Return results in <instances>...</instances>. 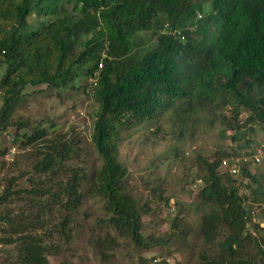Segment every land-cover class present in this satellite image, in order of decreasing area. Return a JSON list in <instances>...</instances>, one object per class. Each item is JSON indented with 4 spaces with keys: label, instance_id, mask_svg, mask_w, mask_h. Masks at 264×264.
Returning <instances> with one entry per match:
<instances>
[{
    "label": "trees",
    "instance_id": "16d2710c",
    "mask_svg": "<svg viewBox=\"0 0 264 264\" xmlns=\"http://www.w3.org/2000/svg\"><path fill=\"white\" fill-rule=\"evenodd\" d=\"M31 15L41 19L28 30ZM141 33L155 44L147 46ZM100 61L92 97L91 141L101 161L95 166L82 162L86 140L73 126L58 130L17 111L28 94L79 88L81 77L86 90ZM0 64V136H13L20 153L39 149L30 169L8 172L0 182V255L9 264H48L49 254L71 243L86 195L102 203L108 226L140 250L167 248L184 256L183 264H264V226L253 220L254 208L264 204L263 180L244 167L247 194L220 168L236 148L219 149L214 158L195 156L199 219L193 227L179 209L162 235L145 233L152 209L132 192L119 158L121 133L160 115L170 116L179 137L196 126L220 125L234 131L223 133L234 143L246 136L244 127L264 125V0H0ZM242 109L249 112L243 125ZM28 173L30 187H21ZM153 190L169 202L161 185ZM26 192L31 208L61 206L56 229L33 233L17 220L18 211L2 209Z\"/></svg>",
    "mask_w": 264,
    "mask_h": 264
},
{
    "label": "rangeland",
    "instance_id": "374dc122",
    "mask_svg": "<svg viewBox=\"0 0 264 264\" xmlns=\"http://www.w3.org/2000/svg\"><path fill=\"white\" fill-rule=\"evenodd\" d=\"M40 19L38 20L36 15H31L30 26L27 29L36 27L33 24H38ZM140 35L145 39L147 46L149 43L155 44L149 41L150 36L143 33ZM4 71L5 66L0 64V77ZM85 83L87 79L81 77L77 81L79 88L60 87L59 94L49 90L41 91L37 95L28 94V98H24L17 113L28 117L31 121L55 123V129L58 130H67L73 126L75 133L80 134L83 141L84 138L86 140L81 147H87L88 153L82 162L90 161L95 166H100L101 161L91 141L97 104L85 93V88H81ZM27 90L30 93L32 89L29 87ZM82 110L86 113L85 117L79 115ZM241 111L243 112L239 116V123L243 125L249 112L243 109ZM169 117V115H160L152 121L142 122L134 129L135 132H132V129L124 130L120 135L119 158L128 168L132 192L143 202L148 201L152 209L145 216L146 234L162 235L168 232L179 209L183 220L193 223V227L196 226L200 216L196 206L199 190H194L192 187L197 178L196 174L199 173L196 167H192L196 155L214 158L219 149L231 147L240 152L264 144V125L260 123L249 125V129L246 128L248 126L244 127L242 132H246V136L239 143H234L231 138H224L223 135V133L232 135L234 131L225 130L220 125L214 128L196 126L185 136L179 137V128L172 126ZM10 131L13 134V129ZM23 132L24 129L20 131V133ZM15 146L13 141L0 136V149L5 147L9 149L6 154L0 155V182L8 172L16 175L23 169H30L33 157L39 150L36 148L20 153L16 146V151L13 152L12 148ZM175 149L178 150V155L175 154ZM249 168L261 177L264 184V162L258 166L250 165ZM32 175L33 173H28L20 179L21 187H30L25 182V178L34 177ZM235 179L237 184H241V189L245 193L251 194L250 188L246 185L250 183L248 177L239 175ZM59 185L60 183L53 187ZM157 185H161L165 190L164 195L169 198L168 203L159 200L157 192L153 190ZM19 197L12 198L2 209L18 211L15 213L18 215L17 220L27 225L28 231L33 233L44 234L57 228L60 223V205L31 208L28 202L32 199L27 192L20 194ZM253 212L257 214L253 220L258 218L264 226V204L255 207ZM35 215H39L40 219L38 220ZM107 218L108 215L102 208V203L97 198L86 195L79 224L71 243L65 244L63 250L60 244L55 254H49L48 264H138L140 258L145 264H158L164 257L169 259V264L185 262L184 256L174 252L169 254L167 248L154 246L140 250L133 241L116 234L108 226ZM50 219H53L52 222ZM104 241L105 244H103ZM54 244L56 239L48 245L51 247ZM49 249L50 252L53 251ZM0 264H9L3 253L0 255Z\"/></svg>",
    "mask_w": 264,
    "mask_h": 264
},
{
    "label": "built area",
    "instance_id": "2783aa9c",
    "mask_svg": "<svg viewBox=\"0 0 264 264\" xmlns=\"http://www.w3.org/2000/svg\"><path fill=\"white\" fill-rule=\"evenodd\" d=\"M103 67V61H100L98 65V70L95 73V77L91 80V83L86 88L85 93L89 96H93L97 83L100 77V69ZM82 117L86 116V113L82 110L79 112ZM6 138L13 141V136L6 134ZM12 151H16V146L12 148ZM264 162V144L250 150H244L240 152H235L233 155L223 158L221 160L220 168L224 171L230 173L232 176L241 175L244 167L247 166H258ZM202 185L201 179H196L195 184H193L194 190L199 189Z\"/></svg>",
    "mask_w": 264,
    "mask_h": 264
},
{
    "label": "clouds",
    "instance_id": "9594fccd",
    "mask_svg": "<svg viewBox=\"0 0 264 264\" xmlns=\"http://www.w3.org/2000/svg\"><path fill=\"white\" fill-rule=\"evenodd\" d=\"M90 83H91V82H89V84H90ZM89 84H88V85H89ZM85 91H86V90H85ZM88 96H89V95H88ZM90 97H91V96H90ZM92 97H93V96H92ZM236 151H237V150H236Z\"/></svg>",
    "mask_w": 264,
    "mask_h": 264
}]
</instances>
